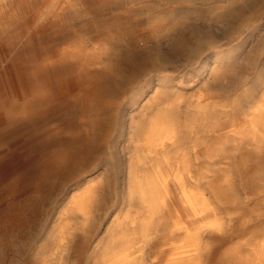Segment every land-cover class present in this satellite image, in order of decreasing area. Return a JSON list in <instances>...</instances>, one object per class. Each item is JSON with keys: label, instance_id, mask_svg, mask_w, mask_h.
<instances>
[{"label": "bare ground", "instance_id": "bare-ground-1", "mask_svg": "<svg viewBox=\"0 0 264 264\" xmlns=\"http://www.w3.org/2000/svg\"><path fill=\"white\" fill-rule=\"evenodd\" d=\"M152 8L160 16L145 23ZM175 10V0H0V233L36 222L46 183L94 156L121 96L182 48ZM171 87L158 81L130 120L117 212L92 235L102 182L91 177L19 264H264V85L239 104Z\"/></svg>", "mask_w": 264, "mask_h": 264}, {"label": "rangeland", "instance_id": "rangeland-1", "mask_svg": "<svg viewBox=\"0 0 264 264\" xmlns=\"http://www.w3.org/2000/svg\"><path fill=\"white\" fill-rule=\"evenodd\" d=\"M175 1V34L183 37L182 48L163 70L145 73L121 96L112 132L102 147L93 150L94 156L70 176L46 183L44 197L35 202L36 222L23 233H0V264H19L30 254L91 177L102 182L99 224L96 221L92 235L117 212L126 192L128 125L132 117L139 118L141 108L150 106L158 81L169 82L178 95L206 90L221 104H239L264 85V0ZM224 11L229 12V23L217 17ZM159 16L152 8L142 20L147 23Z\"/></svg>", "mask_w": 264, "mask_h": 264}]
</instances>
